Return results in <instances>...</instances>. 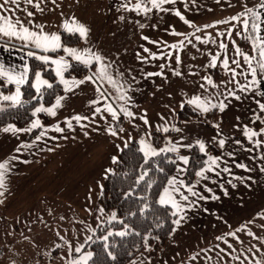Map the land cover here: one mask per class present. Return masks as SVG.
<instances>
[{
  "label": "crops",
  "instance_id": "crops-1",
  "mask_svg": "<svg viewBox=\"0 0 264 264\" xmlns=\"http://www.w3.org/2000/svg\"><path fill=\"white\" fill-rule=\"evenodd\" d=\"M122 2L123 0H56V4H53L51 0H44L41 4L44 9L42 13L31 6H26L29 11L34 12L31 18L33 22L43 24L48 33L61 36L62 32H67L62 24L65 21L71 23L73 18L88 26L90 31L86 41L77 34L78 43L64 46L81 51L91 48L93 52L105 56L108 61H114L113 69L118 66L119 71L124 73L123 79L132 85V91L128 94L132 97L131 110L137 118L129 121L121 116L125 131L113 137L106 132V128L115 126L116 122L111 121V117L106 112L98 115L94 112L96 107L102 108L104 102L90 104L91 101L98 99L94 85L86 83L75 88L73 92H65L61 84L63 88L61 94L51 103L37 106L52 107L57 97H66L62 101V107L56 109L55 117L41 112L36 113L24 125L9 123L0 128V163L5 160L10 161L9 170L4 178V195L0 197L2 201L0 202V229L6 233L0 236V246L2 242L4 246L7 242L10 244L8 255L3 256L4 263L35 264L33 259L36 258L39 259L37 264H40L41 258L56 254L52 258L58 257L60 249L55 248L57 240L60 239L64 243L67 238L70 241L73 234L78 233L77 227H82L83 222L87 223L94 211L96 214L101 213L98 196L102 189L101 185L103 186L106 180L105 175H109L106 174L105 169L113 168L112 157L119 156L125 146L124 142L129 143L134 139L139 143L141 138L148 139L146 133L156 132L158 125L176 126L178 113L186 105L204 116L214 111L216 114L209 119L183 121L176 126L182 131L175 132L159 149L169 147V142L179 147L178 142L181 138H183V144L195 145L197 139L205 141L206 152L209 156L219 157L217 161L219 166L211 165L214 170L206 172L209 179L204 180L195 176L189 185H196L195 191L203 196L211 197L215 194L219 199L199 200L198 197H190L191 200L197 201L198 206L183 213L186 218L179 228L175 225L170 238L157 255L150 256L149 252L144 250L127 264H240V261L232 259L228 253L232 256L242 252L249 255L245 250L252 246L255 247L251 255L261 258L264 255V243L247 235V232L250 230L256 237H264V172L260 170L264 166V159H261L264 156V144L257 148L249 143L244 135V127L247 125L256 131L264 128V125L259 127L256 123H252L255 114L264 117V113L259 112L255 103V99H261V102H264V98L255 97L254 93L245 95L238 90L237 94L243 96L241 101L227 96V89H234L235 85L225 86L221 83L231 80V74L223 69L224 50L219 47V44L222 42L228 44L227 56L230 67L233 68L236 67L231 64V59L235 56L234 47L238 46L242 52L252 55V46L250 42L237 36L236 30H233L231 39L217 35L218 32H226L232 24L237 22L216 23L242 11L240 0H230L232 6L229 0H221L219 4L216 0H177L176 4L163 6L169 11L153 10L147 16L125 11L120 7ZM135 2L136 0H132L133 4ZM259 2L260 0H247L249 7ZM177 10L194 27H190L177 17L174 14ZM17 15L25 20L28 19L23 13H17ZM121 16L124 17L123 20L120 19ZM140 23L145 25L143 29L139 28ZM205 25L215 26L205 28ZM196 28H200L201 31L197 32ZM173 31L185 35H172ZM143 36H147L149 40L142 39ZM196 36L201 37V40H208V43L197 41ZM189 40L191 43H188ZM232 40H235V46ZM179 41L185 43L182 50L169 47ZM14 43L18 49L20 43L18 41ZM144 47L163 58H149L146 62H141L137 59L138 53L144 57L150 56L143 51ZM27 50L9 52L0 48V60L6 65H21L20 57L24 56ZM47 55L53 58L65 55L70 64L73 62L81 64L67 57L63 51L47 53ZM177 55L181 59L179 64L175 60ZM214 55L219 57L217 66L209 67ZM235 58L243 65L241 56H235ZM26 59L32 68L36 60ZM160 64L165 65L163 70L159 67ZM46 67L55 69V65ZM97 67L93 65L90 70L80 76L65 72V78L83 79L96 71ZM36 70L43 74V68ZM173 70L180 71L183 75L176 76ZM159 71L164 72L163 77L146 76L148 72ZM237 71L239 72L240 69ZM30 75L31 73L29 79ZM215 75L219 78L215 79ZM133 76L135 80L131 79ZM203 77H211L213 82L221 87L212 88L211 85L206 84ZM42 78L49 80L44 74ZM236 79L244 83L242 77L237 76ZM56 80L59 82V77L56 76ZM49 82L52 83L50 80ZM201 83L205 84L207 91L200 88ZM10 85H12L11 88H8L7 83L0 80V92L3 95H13L15 85ZM24 85L21 86L22 102ZM105 87L109 92L113 91L107 84ZM217 92L223 95H212ZM195 95L201 96L202 99L209 98L212 103L224 102L228 106L224 112L214 109L208 113H201L195 106L188 103ZM8 106L15 105L11 101L0 99V110ZM145 113L149 121L148 125L138 118ZM77 114L89 117V120L80 122L87 124L88 127L81 128L73 120V130L67 129L65 120ZM103 117H107V120ZM37 119L49 131L35 144L33 141L43 130L42 128L16 134L2 131L8 125L19 129L29 128ZM56 124L65 128V131L63 133L51 131ZM215 124H219V129L213 127ZM85 131L88 132L87 136L84 135ZM218 132L220 135H217ZM213 137H216V140H213ZM219 139L225 140L223 148L219 146ZM254 139L264 140V136ZM236 141H240V144ZM150 143L156 147L152 139ZM22 144H33V146L21 148L17 152L16 149ZM50 148L52 151L48 150ZM191 149L180 147L177 154L188 157ZM12 157L17 159H11ZM241 163L251 170L246 171L237 167V164ZM209 165L210 161L207 158L202 168L207 169ZM177 167L185 171L178 173ZM177 167L170 179L175 176L188 184L185 179L188 164L184 165L178 161ZM225 168L230 171L225 172ZM238 177H242L243 180L237 179ZM198 180L199 184H197ZM233 184L236 186L233 187ZM207 188L212 189V192H208ZM224 190H227V195ZM241 227H244L243 231H236ZM21 232L25 233L28 239L23 246H18V241L12 239L19 237ZM230 232H236L238 239L225 236ZM218 236H225L235 251L229 249L228 244L222 240H217ZM256 248L262 251L257 252ZM77 254L78 252L72 253L71 258L76 257ZM243 259L244 257L241 256V260ZM68 263L82 262L74 263L73 260H67L64 264ZM244 264H248V261Z\"/></svg>",
  "mask_w": 264,
  "mask_h": 264
},
{
  "label": "snow or ice",
  "instance_id": "snow-or-ice-1",
  "mask_svg": "<svg viewBox=\"0 0 264 264\" xmlns=\"http://www.w3.org/2000/svg\"><path fill=\"white\" fill-rule=\"evenodd\" d=\"M43 2L44 0H0V48H3L4 51L9 52L12 50L24 51L25 49H28L25 52L24 56L20 57V60L22 61L21 65H6L2 60H0V80L6 82L7 84L15 85V93L13 95H3V93L0 92V99H2L3 101H11L13 105H20L22 103L21 86L29 83L30 73L34 77V82H32L30 86L35 89L38 96H43L44 91L53 88L52 83H49L48 80L42 78L43 74L41 71L35 70L30 67L29 61L26 58H31L39 61L44 66L55 65V75L59 77V83L64 86L65 92H73L75 88H78L81 85H85L86 83H91L92 85H94V91L98 94V99L91 101L90 104H100L101 101L104 102L103 107H96L94 112L97 115L102 112H106L108 116L111 117V121L116 122L115 126L107 127L106 132L113 137L118 136L119 133H123L125 131L122 126H119L121 116L128 119L129 121L137 118L136 114L131 110V107L133 106L132 97L128 94L130 91H132V85L128 83L127 80L123 79L124 73L119 71L118 66L113 69V65L115 63L114 61H108L105 56L100 53L93 52L91 48L81 51L76 48L66 47L62 44L60 35L56 33L46 32L45 26L43 24H35L31 19L34 16V12L29 11L28 7L26 6H31L36 11L42 13L44 11V9L41 7V4ZM51 2L53 4H56V0H51ZM220 2L221 0H216V3L219 4ZM176 3L177 0H136V2L133 4L132 0H123L120 7L125 11L135 12L138 15L147 16V14L151 13L153 10L169 11V9H165L163 6L166 4ZM229 4L230 6H232L230 0ZM240 4L242 5V11H240L236 15L216 22L217 24H231L232 22H237L235 24H232V27L229 28L226 32H218L217 35L226 36L227 38L231 39L233 30H236V35L241 36L244 40L250 42L252 46V55H249L242 52L238 46H235V40H232V44L235 46V56H241L244 62L242 65L240 60L236 59L234 56L231 59V64H234L236 67L233 68L230 67L229 58L227 56L228 44L223 42L219 44V47L224 50V59L222 60L223 69L231 74V80L223 81L221 83L225 86L227 84L235 85L234 89H227V96L234 98L236 101H241L243 99L242 95L237 94V90L239 91V93L245 95L248 93H254L255 97L264 98V87H262V85H264V34H262L264 33V28H262V25H264V11H261L264 10V0H260L259 4H256L252 7L248 6L247 0H240ZM9 5H12L13 7L9 8ZM117 10L119 11L120 9L118 8ZM17 13H23L24 16L28 19L25 20L20 15H17ZM174 14L179 17L185 24H188L190 27H194V25H192L190 21L185 19L180 11L177 10ZM120 19L123 20L124 17L121 16ZM214 26L215 25H205L204 27L207 28ZM62 27L70 34H78L80 37L84 38L85 41L87 40V36L90 31L86 24L76 20L75 18L72 19L71 23L65 21L62 24ZM144 27V24H139V28L143 29ZM196 31L199 32L201 31V29L196 28ZM171 34L177 36L185 35L183 33L175 31H173ZM142 39L149 40L147 36H143ZM195 39L197 41H200L201 43H208V40H201V37L199 36H196ZM17 41L20 43V47L18 49L16 48V44L14 43ZM149 42L156 43L155 41ZM188 43H191V41L189 40ZM169 47L182 50L185 47V43L184 41H179L178 43L172 44ZM60 50H62L67 57H71L72 60L85 65L89 69H91L93 65L98 66L96 68V71L92 72L91 75L85 76L83 79H66L65 72H67L72 67V65L69 63V60L65 56L53 58L50 55H47V53H57ZM143 51L145 53H149L150 56L144 57L138 53L137 59L141 62H146L149 58H163L161 56H157L155 53H151L150 49L146 47L143 48ZM218 59V56H212V59L208 66L216 67ZM175 60L177 64L181 63L179 55L175 57ZM159 67L163 70L165 65L160 64ZM237 69H240V71L238 72ZM130 71L131 70H129V72ZM173 71L174 75L176 76L183 75V73L180 71ZM193 75H195V73H193ZM146 76L163 77L164 72H148L146 73ZM237 76L242 77L244 83H241L239 80H237ZM131 79L135 80V77L133 76ZM202 79L206 82L207 85H211L212 88L219 89L221 87V85L215 84L211 77H203ZM105 84H107L113 91L109 92L108 88L105 87ZM200 88L207 91L204 83L200 84ZM212 95H223V93L217 92ZM64 99H66V97L59 96L56 98V102L52 107H37L33 115L43 112L52 117H55L57 115L56 109L62 107V101ZM188 103L195 106V108L201 113H208L214 109H218L220 112H224L228 106L224 102L212 103L211 99H202L199 95L193 96L188 101ZM255 103L258 106L259 112L264 113V102H261V99H255ZM181 107H183V104H181ZM103 118L107 120V117ZM138 118L141 119L145 125L149 124L146 113L139 116ZM73 120L77 124H79L81 128L88 127L87 124H81L80 122L89 120V117L77 114L70 119L65 120L67 129L73 130ZM237 120H239V117H237ZM257 121L264 124V117L260 116L259 114H255V119L252 121V123H256ZM213 127L219 129V124H215L213 125ZM40 128H42L43 130L35 137V141H33V144H35L37 141H40L43 137H45L47 135V132L49 131V129L45 128L38 119L32 122L29 128L19 129L14 127L13 125H8L7 127L3 128L2 131L4 133L16 134L20 132H32L34 129ZM156 130L163 133H168L169 131H182L181 128H178L175 125H172L171 127L167 125H158ZM51 131L63 133L65 131V128L61 127L59 124H56L51 128ZM84 135L87 136L88 132L85 131ZM151 135V132H148L146 133L148 139L141 138L139 141V144L141 145L139 151L143 154L144 165H148L152 157H156L161 153H178L180 147L191 149L194 146H198L200 152L206 153V142L201 139H197L195 141V145H193L183 144V138H181V141L178 142L179 147L177 146V144L169 142V147L157 149L150 143ZM217 135H220V133L218 132ZM244 135L249 143H252L257 148L264 144V140L254 139L259 136H264V128H260L259 131H256L245 125ZM52 139H56V137H52ZM213 140H216V137H213ZM218 143L219 146L223 148L225 145V140L219 139ZM236 143L240 144V141H236ZM33 144H22L16 149V151L19 152L21 148L32 147ZM124 144L125 147H127L128 141H125ZM117 147L119 148V145H117ZM48 150L52 151L51 148ZM247 151H252V149H247ZM229 155L233 154L229 153ZM11 159H17V157H12ZM177 159L184 165H187L189 163V158L186 156L180 155ZM218 159L219 157L209 156V167L207 169L201 168L200 171H197L195 173V175L204 180L209 179V177L206 175V172H211L214 170L211 165H216L217 167L219 166L217 164ZM261 159H264V156H262ZM9 162V160H5L3 163H0V197L4 195V178L7 171L9 170ZM112 162L114 164L118 163V158L116 156H113ZM172 162L176 163L175 160ZM237 167L242 168L246 171L251 170L247 168V165L242 163L237 164ZM260 170L264 172V166H262ZM183 171H185V169L177 167L178 173ZM224 171L228 172L230 170L228 168H225ZM105 172L106 174H111L113 176L116 175V173H114L112 169H105ZM130 174L131 173L125 172L121 175L127 177ZM148 174V168L142 167V171L138 175V178L135 180V186L138 187L141 182H144L146 187H151L152 182L145 179L146 177H148ZM108 178L109 176L105 175V179ZM237 179L243 180L242 177H238ZM199 182L200 181L198 180L197 184H199ZM229 183H231V181ZM232 186L235 187L236 185L233 184ZM102 187L103 186L101 185V188ZM195 188L196 185L186 184L184 180H180L174 176L167 181V186H165L162 189V192L159 193L158 203L160 205H170L171 208L175 209V211L172 212V215L177 217L175 220H173V224L176 225L177 228L181 226V222L186 218L183 213L198 206L197 201L191 200L190 197H198L199 200H207L209 198L212 200L219 199V197L215 194H213L211 197L203 196L195 191ZM206 190L208 192H212V189L210 188H207ZM133 191H135V188H133ZM224 191L225 195H227V190ZM131 195V192L127 193L126 198ZM140 199L144 198L141 197ZM145 208H147V205H145ZM143 210L144 209H141V211ZM111 219H116V213L112 214ZM120 223L123 224L124 222L120 221ZM244 227H241L236 231H243ZM125 229L126 231L118 232L116 233V235L123 237L131 233V229L127 225H125ZM108 235H112V233H109ZM247 235L252 236L254 239L260 240L261 243H264V237H256L255 234L250 230L247 232ZM225 236H232L233 238L238 239V237H236V232L227 233L225 234ZM225 236H218L216 237V239L222 240L224 243L228 244L229 249H233V246L228 243ZM107 238L108 237L106 236L104 239L107 240ZM241 243L243 242L241 241ZM254 247L255 246H252L245 250L249 255H245L244 252L236 256H232L231 253H228V255L231 256L232 259L240 261V264H244L245 261H248V264H264V255H262L261 258H256L254 255H251L253 253ZM76 251H80V249H77ZM233 251L235 250L233 249ZM256 251L260 252L262 250L256 248ZM91 255V253H88V256L83 258L84 264H86ZM241 256L244 257L243 260H241ZM193 259H195V257H193Z\"/></svg>",
  "mask_w": 264,
  "mask_h": 264
},
{
  "label": "trees",
  "instance_id": "trees-1",
  "mask_svg": "<svg viewBox=\"0 0 264 264\" xmlns=\"http://www.w3.org/2000/svg\"><path fill=\"white\" fill-rule=\"evenodd\" d=\"M61 42L63 45L76 44L79 42V36L64 31L61 34ZM243 42L242 45L245 46ZM71 65L67 74L80 76L90 70L75 62ZM32 68L35 70L43 68V74L52 82L53 88L44 91L43 96H38L35 89L30 86L33 77L30 75L29 83L22 87L24 102L0 110V128L9 123L24 125L34 117V109L39 104H49L63 92L62 85L56 80L52 67H46L34 61ZM218 78L219 76L215 75V79ZM215 114L214 111L204 116L186 105L178 113L176 126L186 120L209 119ZM123 125L124 120L121 119L119 126ZM256 125L260 127L264 124L257 121ZM174 134L175 131L168 133L156 131L152 133L151 139L159 149ZM140 147L134 139L128 143L127 147L124 146L117 157L118 163H115L112 168L116 175L109 174V178L103 184L98 200L102 213L115 211L117 217L115 220L105 221L93 232L87 243L92 255L86 264H127L144 250L148 251L150 256H155L167 243L174 230L173 220L177 218L172 215L174 210L168 205H160L158 199L159 193L176 170L179 155L175 152H164L152 157L149 164L144 165ZM208 157V153L200 152L198 147L190 150L185 176L188 184L192 183L195 173L204 166ZM174 160L176 163L172 162ZM142 167L149 170L148 177L145 179L152 182L151 187H146L144 182H141L138 187L135 186V180L142 171ZM125 172L131 174L127 177L121 175ZM129 192L132 195L126 198ZM141 197L144 199H140ZM141 209L144 210L141 211ZM120 221L124 223L121 224ZM125 225L131 229V233L123 237L116 235L118 232L126 231ZM109 230H112V235H108ZM106 236L107 240L104 239Z\"/></svg>",
  "mask_w": 264,
  "mask_h": 264
},
{
  "label": "rangeland",
  "instance_id": "rangeland-1",
  "mask_svg": "<svg viewBox=\"0 0 264 264\" xmlns=\"http://www.w3.org/2000/svg\"><path fill=\"white\" fill-rule=\"evenodd\" d=\"M48 66H51V65H48ZM7 86L8 88H11L12 85L7 84ZM23 102H24V99H23ZM99 196H98V200H99ZM113 213H116V212L114 211L110 213H102V210H101V213L97 212L96 214V211H94V213H92L93 216H91L88 219L87 223L84 224L83 222L82 227L80 226L77 227L78 230L76 232L78 233L74 232L75 234H73L70 241L67 240V238L64 243L61 242L60 239L57 240V245L55 246V248L59 247L60 249L58 257H56L55 259L52 258V257H55L57 255L56 254V255H52V257L41 258L40 264H64L67 262V260H73L74 263H79V262L84 263L83 258L87 257L88 253L92 254V251L90 250V248H88L87 243L90 240L93 232L105 221H111L112 220L111 216ZM111 232L112 230L108 231V233H111ZM4 235H6L5 231L0 229V236H4ZM26 239H28V236L25 233L21 232L19 234V237L13 238L12 240L18 241V246H23ZM1 245L4 246L3 242L1 243ZM2 246H0V264H5L4 263L5 260H3V256L6 257L8 255L10 244L9 242H7L6 245L3 247V249H2ZM77 249H80V251H76ZM74 252H78V254L76 257L71 258V255ZM54 253H56V251H54ZM89 259L87 260V262L89 261ZM33 261L35 262V264H37L39 259L34 258Z\"/></svg>",
  "mask_w": 264,
  "mask_h": 264
}]
</instances>
